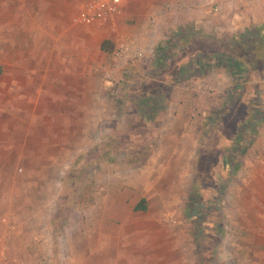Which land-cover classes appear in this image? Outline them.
<instances>
[{"label":"rangeland","instance_id":"1","mask_svg":"<svg viewBox=\"0 0 264 264\" xmlns=\"http://www.w3.org/2000/svg\"><path fill=\"white\" fill-rule=\"evenodd\" d=\"M89 1H11L24 22L0 25V67L23 84L39 78L38 104L24 98L7 109L36 115L39 136L9 137L0 158V237L7 233L2 219L11 218L20 229L8 241L30 264L46 256L57 264L63 251L70 264H264V184L257 181L264 167H256L264 160V118L255 124L252 112L254 104L264 112V37L224 26L248 4L213 0L206 13L227 29L205 33L194 21L183 42L179 26L164 25L185 13L172 6L170 18L151 17L145 42L120 32L148 52L108 81L101 71L115 69V47L94 52L108 28L81 23ZM1 5L6 14L8 2ZM84 36L88 52H79ZM215 53L247 60L238 84L224 69L196 66ZM64 80L71 87L65 105L55 95ZM238 137L246 153L231 175L224 155ZM193 197L202 205L201 241L188 214ZM142 200L147 210L139 209Z\"/></svg>","mask_w":264,"mask_h":264},{"label":"crops","instance_id":"2","mask_svg":"<svg viewBox=\"0 0 264 264\" xmlns=\"http://www.w3.org/2000/svg\"><path fill=\"white\" fill-rule=\"evenodd\" d=\"M3 2V0H0ZM8 2V6L6 7L7 13L2 14L0 13V25H11V24H21L23 23L24 19L22 16H19L18 12V3L15 4V6L11 7L10 2H16L19 0H6ZM38 1V0H33ZM213 0H127V5H126V18L130 20H135L136 23L132 26H127L126 24H123V20H121V27H120V32L122 34H125L129 37H135L138 40H143L144 42L146 41L148 35H150V31L148 29V25L151 23V17H153L154 14L162 15L163 18H170V14L174 13V9L168 10L166 8L172 6L175 8H179L183 12L182 17H179L178 15L176 16V20L174 22L172 21H166L164 25L166 26V29H170L171 26H179L178 29L174 30L176 33V39L180 40L183 42L186 40L187 36L192 32L189 30V26H193V23L195 21L197 28L203 27L205 28V33H210V32H222L225 29H241V31H248V28L250 25L256 24V25H262L264 24V0H252L251 2H248V0H243V3L248 4L244 8V11L241 12V14H237L235 16V19L228 25L225 23L224 26H229L225 28L224 26L219 25V21L215 22L213 18L209 17L210 14L206 13V9H208V5L211 4ZM258 2H260L258 4ZM263 3V4H261ZM158 6L161 9H164L165 11H157ZM263 5V6H262ZM4 8L3 5L0 6V11ZM156 10L154 11V9ZM9 11V13H8ZM14 11V12H13ZM204 16H207V18H202ZM228 17V14L226 15ZM154 18V17H153ZM37 19V18H36ZM125 19V18H124ZM165 20V19H164ZM225 16H223V21L226 22ZM230 22V20H228ZM30 24L38 23V19L34 21L33 17H31ZM171 25V26H170ZM107 30V31H106ZM109 29H103V32H101V41L98 43L97 48L94 52H104L101 49V45L105 40H111L112 36L114 35ZM247 34V33H246ZM112 35V36H111ZM113 39V38H112ZM142 41V42H143ZM87 37L84 36V38H80L79 40V52H88L87 50ZM165 45V44H164ZM71 44L70 42L66 45L64 50L67 48L70 50ZM66 52V50L64 51ZM160 52H163L162 54L166 56V52H171L170 49L166 46ZM162 62V61H161ZM17 67V66H15ZM21 68V66H19ZM17 69V68H16ZM187 70L186 72H188ZM223 75L229 73L226 71ZM149 72L139 74V80L137 79L136 82H141V80L146 77V75ZM191 74L193 71L190 72ZM221 73V72H220ZM105 77V74H102ZM33 81L31 84L29 83H21L20 77H14L10 78L9 71L7 70L6 67L1 68L0 67V158H6V154L8 152V148L11 146L9 145L8 138L9 137H14L15 135L18 137L19 135H22V137H30V138H38L39 136V121L38 117L34 115L33 113L27 114L25 118H21L18 113H10L8 114L7 109L9 106H17L23 104L24 98H28L32 102L36 99V103L38 104L39 102V88H38V80L39 78L37 77V81L34 80L32 77ZM53 79V77H52ZM223 79L226 80V76L223 77ZM105 80V79H104ZM28 81V80H27ZM106 81V80H105ZM109 83L108 81H106ZM65 80L62 82L61 87L58 88L59 91L56 92V97H58L60 104L65 105L67 103V99L70 101V93H71V87L69 86L68 91H66ZM104 84V83H103ZM172 87V86H171ZM174 87V86H173ZM24 88L28 91L27 93H24ZM104 89H106L104 87ZM19 90L21 92H19ZM23 90V91H22ZM82 90V89H81ZM105 92V91H104ZM175 105H181L180 102H175L173 103V106ZM3 108V109H2ZM10 108V110H12ZM3 110V111H2ZM13 117V119H9V116ZM184 116L183 113L179 114V117L182 118ZM178 117V118H179ZM172 118V117H170ZM20 122H26L25 127L27 128L26 130L24 128L20 129ZM177 127V125H176ZM176 129V128H175ZM184 126H182V135H187L186 131L184 130ZM172 133V132H171ZM172 134H179L177 132L172 133ZM32 144L30 147H33L35 142L33 139L31 140ZM38 146V143H37ZM11 149V148H10ZM32 149V148H31ZM6 164V163H5ZM264 167V160L262 162H257L256 167ZM257 181H261L262 184H264V180L262 181L260 178H257ZM257 197V196H256ZM261 200H264L262 198ZM262 216V215H261ZM264 217V215L262 216ZM264 227V225H263ZM18 229H20L17 226V232ZM16 232V233H17ZM10 243V250L11 253L16 256L15 252L12 250V245L11 241ZM29 256L33 257L32 251H28ZM19 258V257H18ZM21 259V258H20Z\"/></svg>","mask_w":264,"mask_h":264},{"label":"built area","instance_id":"3","mask_svg":"<svg viewBox=\"0 0 264 264\" xmlns=\"http://www.w3.org/2000/svg\"><path fill=\"white\" fill-rule=\"evenodd\" d=\"M126 5L127 0H90L83 9L81 23L87 26L100 25L107 27L115 35L112 39L115 47L114 52H116L114 55L116 60L115 69L103 67L102 71L100 70L108 78V81L116 79L118 73H115L120 68H125L128 62L142 60L148 52L138 40H126L120 35L121 20L126 16ZM221 9V6L216 7L218 12ZM2 223L7 227V233L0 237V264H30L11 253L8 238L17 231L16 223L9 217L3 218ZM69 257L65 251L61 252L57 264H70ZM52 262L51 256L39 260V264H52Z\"/></svg>","mask_w":264,"mask_h":264},{"label":"trees","instance_id":"4","mask_svg":"<svg viewBox=\"0 0 264 264\" xmlns=\"http://www.w3.org/2000/svg\"><path fill=\"white\" fill-rule=\"evenodd\" d=\"M259 34L260 39L264 37V24L255 26L254 31L248 30L247 34H244V37H248L254 34ZM101 49L107 53L111 54L114 50V44L110 40H105L102 45ZM247 60L243 57H232V56H224L220 53L215 54H206L205 56H202L199 58L198 63L196 66L198 68L205 67L210 70L216 69H224L226 70L231 77L233 78V84L234 86L240 82L243 75L246 73L247 69ZM191 72V71H189ZM253 116L255 117V124L260 122L264 118V112H262V109L257 104H254L253 108ZM248 130V129H247ZM240 137H238L235 142L236 145L233 146V148L228 149L226 154L224 155V169L227 170L231 175L236 174L241 167L240 158L246 153V150H242L240 147ZM226 186H221L218 190L221 194L223 193V190ZM191 204L189 206L188 214L193 219L194 222H197L199 225V228L196 230V238L201 241V239L204 238V234L200 227L201 222V215H202V205H200V200L198 198L193 197L191 199ZM139 209L147 210V202L146 200H142ZM217 230V229H216ZM223 229L219 228V233L222 234ZM195 233V234H196ZM204 260H202L201 263H203Z\"/></svg>","mask_w":264,"mask_h":264}]
</instances>
